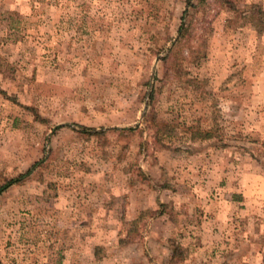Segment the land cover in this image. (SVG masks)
Segmentation results:
<instances>
[{"label": "rangeland", "instance_id": "1", "mask_svg": "<svg viewBox=\"0 0 264 264\" xmlns=\"http://www.w3.org/2000/svg\"><path fill=\"white\" fill-rule=\"evenodd\" d=\"M187 1L0 0V264H264V0Z\"/></svg>", "mask_w": 264, "mask_h": 264}, {"label": "trees", "instance_id": "2", "mask_svg": "<svg viewBox=\"0 0 264 264\" xmlns=\"http://www.w3.org/2000/svg\"><path fill=\"white\" fill-rule=\"evenodd\" d=\"M201 2H205V0H202ZM217 2L221 3L222 5L226 4L228 5L231 9H235L233 4L229 1V0H217ZM190 8L194 9L195 11H198V7H196V4H194L192 1L188 0L187 1V7L185 9V14H188ZM251 16H256V25L258 26H263L264 25V10L258 6H252L251 7ZM184 21L181 23V26L179 27V30H178V33H179V36H178V39L176 41V43L174 44V47L175 46H178V44H180V40L186 35V28H184ZM174 48L171 49L170 52H174ZM171 54L170 53L167 57L165 58H162V61L165 62V71H168L169 69H172V65L170 64L169 60L171 59ZM157 92V89L152 86L151 88V93L149 95V102H148V107H149V110L146 112L145 114V127L147 128H152L155 126V119L154 117L151 115L152 112H153V106H154V98H155V94ZM135 129H138V126L135 127V128H129V129H123V131H133ZM38 162H36L35 164H33V166L23 175L17 177V178H13V179H10L8 180L4 185L0 186V193L5 189L7 188L8 186L20 181V179L26 175H28V173L31 171L32 168H34L36 165H37Z\"/></svg>", "mask_w": 264, "mask_h": 264}]
</instances>
